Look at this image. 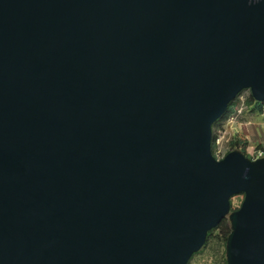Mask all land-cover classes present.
<instances>
[{
  "label": "water",
  "instance_id": "95a60500",
  "mask_svg": "<svg viewBox=\"0 0 264 264\" xmlns=\"http://www.w3.org/2000/svg\"><path fill=\"white\" fill-rule=\"evenodd\" d=\"M247 89L264 0H0V264H189L225 218L264 264V157L212 150Z\"/></svg>",
  "mask_w": 264,
  "mask_h": 264
},
{
  "label": "rangeland",
  "instance_id": "374dc122",
  "mask_svg": "<svg viewBox=\"0 0 264 264\" xmlns=\"http://www.w3.org/2000/svg\"><path fill=\"white\" fill-rule=\"evenodd\" d=\"M250 95V89L244 90L236 98L233 112L216 126L215 153L218 159L235 150L232 145L235 139L249 141L246 152L252 159L256 158L259 146H264V110H259L256 103H249ZM244 197L243 193L232 197V208H239ZM221 232L215 229L205 246L192 257L189 264H227V241Z\"/></svg>",
  "mask_w": 264,
  "mask_h": 264
},
{
  "label": "trees",
  "instance_id": "16d2710c",
  "mask_svg": "<svg viewBox=\"0 0 264 264\" xmlns=\"http://www.w3.org/2000/svg\"><path fill=\"white\" fill-rule=\"evenodd\" d=\"M242 93V92H241ZM241 95V94H240ZM239 95V96H240ZM234 103H235V100L234 101H232L230 104H229V107H228V109H227V111L224 113V115L219 119V120H217L214 124H213V129H214V142H213V146H212V150H213V154H214V156L215 157H217L216 156V153H215V140H216V135H215V128H216V126L220 123V122H222L224 119H226V117L229 115V113H231V112H233V105H234ZM249 103H256L257 104V107L259 108V110H262V105H261V103L260 102H258V101H256L254 98H253V96H252V94L250 95V101H249ZM232 145L234 146L233 147V149H235V150H240V151H242V152H244L248 157H250L248 154H247V152H246V150H247V147H248V145H249V141L246 139H235V140H233V142H232ZM261 149H263L264 150V146L263 145H260L259 146ZM251 158V157H250ZM215 229H219V231L221 232V230H222V234H223V238L227 241V239H228V236H229V234H230V232H231V223H230V221H229V219L228 218H225L224 220H222V222H221V224L219 225V226H217L216 228H214V229H212L210 232H209V235H208V238L213 234V231L215 230ZM208 238H207V241H208ZM207 241H206V243H207ZM195 255V254H194Z\"/></svg>",
  "mask_w": 264,
  "mask_h": 264
},
{
  "label": "built area",
  "instance_id": "2783aa9c",
  "mask_svg": "<svg viewBox=\"0 0 264 264\" xmlns=\"http://www.w3.org/2000/svg\"><path fill=\"white\" fill-rule=\"evenodd\" d=\"M260 103L262 105V109L264 110V102H260ZM260 157H264V150L261 148L256 151V158H260Z\"/></svg>",
  "mask_w": 264,
  "mask_h": 264
}]
</instances>
